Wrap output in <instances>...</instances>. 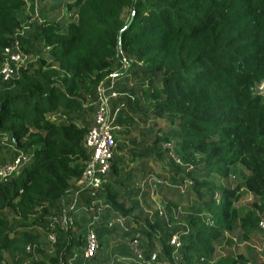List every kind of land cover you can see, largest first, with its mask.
Instances as JSON below:
<instances>
[{
    "label": "trees",
    "instance_id": "trees-1",
    "mask_svg": "<svg viewBox=\"0 0 264 264\" xmlns=\"http://www.w3.org/2000/svg\"><path fill=\"white\" fill-rule=\"evenodd\" d=\"M23 5L0 0V52L17 37L25 53L36 54L17 79H0V138L6 141L0 142V161L31 154L0 180V264H9L5 252L22 264L31 254L24 247L13 253L17 238L32 241L37 227L46 235V222L70 200L88 156L87 112L95 107L96 87L112 73L117 95L110 101L111 124L136 126V116L143 123L163 121L167 129L150 144L128 129L114 131L107 180L79 194L71 226L55 231L46 254L34 248L26 264H210L225 231H236L240 241L260 231L264 98L253 88H264V0H67L74 18L62 23L41 19L40 9V22H26ZM25 24L28 30L16 36ZM84 85L94 100L87 107L80 96ZM161 142H173L172 149L161 151ZM165 153L180 163L169 155L173 172L162 169L151 183L168 186L162 193L168 214L171 207L185 209L184 224L170 227L171 217L164 220L150 207L141 217V202L149 195L148 183H139L150 170L148 160L159 161ZM135 160L139 168L132 166ZM232 174L240 175L233 186ZM239 190L254 197L240 215L233 206ZM93 198L107 207L91 225L98 249L85 258L92 211L80 206ZM117 215L122 224L114 221ZM176 232L175 249L168 238ZM133 239L140 258L130 247ZM215 264L257 263L238 255Z\"/></svg>",
    "mask_w": 264,
    "mask_h": 264
},
{
    "label": "built area",
    "instance_id": "built-area-1",
    "mask_svg": "<svg viewBox=\"0 0 264 264\" xmlns=\"http://www.w3.org/2000/svg\"><path fill=\"white\" fill-rule=\"evenodd\" d=\"M23 1V9L27 10V12H24L23 14L28 16L26 22H30L35 19L36 22H40L37 13L39 0ZM28 28V25H23L21 29L17 31L16 36L22 37L24 35V31L28 30ZM0 56V79L2 81L17 79L20 69L24 68L32 58L31 55L25 53L22 50L17 37L11 46L5 47L1 50ZM114 87V73H112L102 83H99L96 87V100L94 111L92 114V121L83 139V146L88 156L85 160L84 167L80 174L77 186L71 191L70 200L67 203L62 204L59 207V212L54 214V216H51L49 219L48 231L45 235L49 245H52L55 242L56 230L65 231L69 226H71L73 221V213L76 210L77 198L79 194L82 192H88L90 194L94 190L101 188L102 183L107 180V174L111 168L112 160L115 154V141L113 137L114 126L111 124L114 119V115L111 114L110 111V101L117 95ZM170 146L171 147L167 148L171 149L173 144ZM169 154L175 162L179 163L178 159L172 153ZM30 158V153L19 152L12 160L0 163V180L8 178L21 166L28 163L30 161ZM151 181L157 182V180L153 176L147 175L140 182V188H142L144 186L143 184L145 183H148L149 185V182ZM177 188L182 190L183 187L177 186ZM214 198L215 200H217V194L214 196ZM152 201V210L157 213L158 217L164 220H169L168 217H171V222L169 221L170 223L167 224L168 227L176 223L178 214H184V211L182 210L180 205L171 207L170 214H168L165 209V205L155 203L154 200ZM106 207L107 204L104 203L102 199L96 198H93L86 204L80 206V208L87 213L92 211L90 221L86 225L84 234L83 257L85 258L92 257L98 249V241L94 231L91 228V225L93 221L100 215L101 210ZM114 221L122 224L123 217L117 215ZM206 221L208 222L207 219ZM107 225H109V223ZM257 225L260 231H264V218H260L257 222ZM168 244L175 249L178 248L180 246L179 233H172L168 238ZM130 247L134 255L137 258H140V252L136 249V239H133L131 241ZM34 248V244H27L24 246V252L26 254H32ZM151 260H155V252L150 255V261ZM131 261V264H134V260L131 259ZM26 263L27 260H24V262H22V264ZM146 264H149V262H147Z\"/></svg>",
    "mask_w": 264,
    "mask_h": 264
},
{
    "label": "rangeland",
    "instance_id": "rangeland-1",
    "mask_svg": "<svg viewBox=\"0 0 264 264\" xmlns=\"http://www.w3.org/2000/svg\"><path fill=\"white\" fill-rule=\"evenodd\" d=\"M66 3L67 0H44L39 2V5L37 6V9H40V18L41 19H48V20H60L61 23L62 21H68L71 18H74V9L71 10H67L66 8ZM27 12L26 9H23V13ZM32 58H34V55L31 53ZM85 85L83 86V88L80 90V96H81V102L83 104V106L87 107L93 104L94 100L91 98L90 95H88L85 91ZM253 93L254 94H260L263 96L264 98V88L262 87V85H259L255 88H253ZM94 106V105H93ZM146 108L148 109V104H145ZM94 110V109H93ZM93 110H90L89 112H87V115L89 116V118H91L92 114H93ZM149 111H146L145 113H147ZM59 113V111H55L53 113H51L50 116H55ZM135 121H138L139 124L138 125H131L128 126L126 128L120 127L117 128L114 126L113 130L117 132H119L122 128L123 129H128L129 133L132 136H137L139 139H143L145 140V142L147 144H150L152 142V140L156 137H160L167 129L165 123H163V121L158 122V120H153L152 118H148L146 119L147 121L145 123L141 122L140 120H138L139 118L134 116L133 117ZM146 126V127H145ZM148 127V129L145 128ZM0 142H6L4 138H0ZM173 142H168V143H164L161 142L160 146H161V151H167V147H171L170 145H172ZM172 149V148H171ZM170 154H161L160 155V159L159 161H155L153 159H149L148 163H147V167L150 168V172L147 171L145 174L146 175H152L154 178H156V174H159L162 172V169H168L170 170V172H173L172 169V162H170L169 156ZM7 157H5L3 159V161H0V163L7 161ZM137 161H134V164H132V166H138L136 165ZM180 163V162H179ZM126 164L130 165V163L127 161ZM140 166H138L139 168ZM242 170H238L239 174H241ZM243 175H245L246 173L243 171L242 172ZM239 174H232L229 176V181L232 182V186L234 185L233 183H235V181L238 180L239 178ZM144 175V177L146 176ZM143 177V178H144ZM157 179V178H156ZM141 180V179H140ZM139 180V181H140ZM139 183V182H138ZM137 185V184H136ZM140 185V183H139ZM145 185V184H143ZM165 188L161 187L158 189L151 183L149 182V185L146 186L148 193L150 195L147 196L148 194H146L147 199H146V203L145 202H141V207H142V214L141 217H143L149 207L153 208V201L155 203L161 204V205H165V206H170L168 204V200L165 199L162 196V193L165 191V189L168 187L166 184L164 185ZM152 190V191H150ZM152 192V193H151ZM140 199H142V197H140ZM254 199V197L252 196V194L244 191V190H239L238 191V199L234 202L233 206L237 211V214H243L245 211H247L248 209H250V204L252 202V200ZM145 203V204H144ZM144 204V205H143ZM182 208V206H181ZM182 210L184 211L185 209L182 208ZM185 212L184 214H178L177 218H176V223L173 225H182L185 222ZM260 216H262V218H264V213L260 214ZM20 222V221H19ZM30 222V221H29ZM48 222H46L45 225H47ZM172 225V226H173ZM36 231L38 232L37 238L33 239L32 241H27L24 242L25 238L24 236L20 235L16 242H15V250L18 251L21 249V247H24L27 244H34L35 245V249L38 251H41L42 253L46 254L49 249H50V245L46 240V237L42 231L41 228L37 227ZM237 232H227L225 231L224 233V237L222 238V240L214 247V251L212 253V257H211V263L210 264H215L217 261H220L222 259L227 258L228 256H238L241 255L244 258H248L250 256H252L257 264H262L263 260H264V231H258L257 234L254 237H251L248 241H240L237 240L236 238ZM31 242V243H30ZM36 254V252H34L33 254H31L29 257L24 258L25 260H28L30 257H34V255ZM5 256V260L7 263L9 264H17L14 263L12 261V255L9 252H5L4 253Z\"/></svg>",
    "mask_w": 264,
    "mask_h": 264
},
{
    "label": "crops",
    "instance_id": "crops-1",
    "mask_svg": "<svg viewBox=\"0 0 264 264\" xmlns=\"http://www.w3.org/2000/svg\"><path fill=\"white\" fill-rule=\"evenodd\" d=\"M61 205H62V204H61ZM61 205H60V206H61ZM14 249H15V247H14ZM15 251H16V250H13V253H15ZM11 255H12V253H11Z\"/></svg>",
    "mask_w": 264,
    "mask_h": 264
}]
</instances>
